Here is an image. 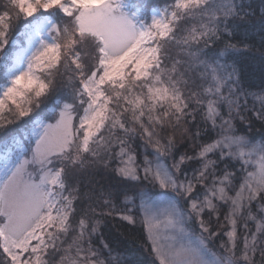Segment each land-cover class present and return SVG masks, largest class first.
I'll list each match as a JSON object with an SVG mask.
<instances>
[{
	"label": "snow or ice",
	"instance_id": "6c2138e0",
	"mask_svg": "<svg viewBox=\"0 0 264 264\" xmlns=\"http://www.w3.org/2000/svg\"><path fill=\"white\" fill-rule=\"evenodd\" d=\"M127 7L126 0L0 2V60L10 61L0 132L31 125L28 147L16 136L0 147V264H112L95 217L115 212L135 224L134 209L153 264H264V140L237 130L249 112L264 122V97L250 108L234 67L221 62L238 51L230 23L246 14L236 0H174L148 22ZM21 17L28 47L10 51L12 22ZM218 42L224 46L213 53ZM50 99L46 122L38 110ZM190 138L191 154L177 155ZM98 159H117L120 177L171 198L141 192L120 211L108 193L102 207L78 209L73 175ZM189 223L200 232L195 242H185ZM222 237L220 257L210 245Z\"/></svg>",
	"mask_w": 264,
	"mask_h": 264
},
{
	"label": "trees",
	"instance_id": "16d2710c",
	"mask_svg": "<svg viewBox=\"0 0 264 264\" xmlns=\"http://www.w3.org/2000/svg\"><path fill=\"white\" fill-rule=\"evenodd\" d=\"M6 3L7 0H0ZM131 10H140L142 16H147L149 21L153 9H163L171 5L174 0H128ZM240 10L245 13L243 19L233 20L230 28L233 32V42L237 45L238 51L229 53L221 61L234 67L236 75L239 78L241 86L248 95L264 94V0H236ZM128 8V9H129ZM25 20L13 19L12 29L9 32L10 44L9 50H14L17 46L25 44L26 35L24 29ZM223 43L218 42L213 46V53H217L223 48ZM178 51L172 48L173 54ZM10 61L0 60V86L5 81L4 71L5 65ZM231 70V69H229ZM63 95V92H61ZM56 97V99H58ZM55 105V99H50L45 105L38 110L40 117L45 119L53 115L51 107ZM250 107V106H249ZM248 119L242 124L237 122V130L239 134L246 135L254 141L264 140V122L255 119L251 112L247 113ZM251 125L249 127L248 125ZM190 131L194 130L192 125H186ZM31 125L23 123L15 125L10 130L0 132V147L4 145L11 136H16L19 140L26 141V135ZM194 139L182 141L178 145L177 155L188 152L191 154V148H184V143H193ZM15 147V146H14ZM142 143L138 149V160L142 157ZM116 159L105 161L98 159L95 162L86 161L83 167L79 168L73 175L72 183L79 189L80 199L77 201V208H87L90 203L93 206L102 207L100 197L102 194L112 193V201L118 210L124 207V201L127 198L136 199L138 193L149 191V193L159 195L160 190L148 182L128 181L120 177L115 171ZM171 163V161H168ZM189 166V172L191 171ZM91 196V201L87 199ZM183 202L181 201V204ZM98 207V210H99ZM95 219L100 220L99 231L102 233L101 239L108 245L105 252L115 254L120 261H126L128 264H153V256L150 250V241L144 225L140 222L129 224L122 220L115 212L111 215L98 216ZM189 233L199 236L200 232L194 223L187 224ZM221 239L213 241L210 248L216 255L222 257L225 255L224 250L219 247ZM100 245V242H96Z\"/></svg>",
	"mask_w": 264,
	"mask_h": 264
},
{
	"label": "rangeland",
	"instance_id": "374dc122",
	"mask_svg": "<svg viewBox=\"0 0 264 264\" xmlns=\"http://www.w3.org/2000/svg\"><path fill=\"white\" fill-rule=\"evenodd\" d=\"M174 3V2H173ZM172 3V4H173ZM126 4H127V11H129V12H138L139 13V15L142 17V18H144L145 20H147V16L146 15H144V16H142V13H141V11L140 10H131L130 8H129V2H128V0H126ZM129 8V9H128ZM154 10H156L157 11V14H159V9H153L151 12L152 13H150L151 14V16H152V14H153V12H154ZM151 16H150V18H151ZM148 22H150V19H149V21ZM22 47H28V39L26 38V40H25V44L24 45H22ZM6 83V79H5V81L3 82V83H1L2 85L0 86V89H2L3 88V86H4V84ZM62 96V95H61ZM260 97H264V94H251V95H248L247 96V102H248V105L250 106V108L252 107V106H255L257 109H259L260 107H261V103H262V101H261V99H260ZM60 98V97H59ZM58 98V99H59ZM54 108H55V105H53L50 109H51V111H52V113H53V110H54ZM40 119H42V120H45V119H43V118H41L40 117ZM46 122H48L47 120H46ZM20 141H21V143L23 144V146L24 147H28V145L30 144V140H29V138H28V135H26V141H23L22 139H20ZM256 142H260V141H256ZM148 153H149V159H152L153 158V156L151 155V153H152V149L151 148H149L148 150ZM141 152H142V157H141V160H138V158H137V162L138 163H141L142 162V160H143V156H144V153H145V149H144V147H142V150H141ZM115 169L117 168V167H119L120 166V164H119V161L116 159V162H115ZM191 172V171H190ZM189 172V173H190ZM153 185V184H152ZM157 188H158V190H160V193H159V195H154V194H152V193H149V191H146L145 193H148L150 196H151V198H152V200H155V201H165V200H167V199H170L171 198V193H169L168 195H164V193H165V190L164 189H161V188H159L158 186H156ZM134 203L135 204H138L139 203V197H137L135 200L133 199H131V198H127V199H125V201H124V207L120 210V211H123V210H125V209H127V208H133V206H134ZM161 212H163V205H161ZM133 214L136 216V220H137V222H140V215H139V213L134 209V212H133ZM141 223V222H140ZM142 224V223H141ZM186 230H187V232L189 233V231H188V229H187V225H186ZM190 235L188 236V237H186L185 238V242H187V240L188 239H190L192 242H195V240H196V238H197V236H195V235H193L192 233H189ZM147 235V234H146ZM227 238L226 237H224V240H226ZM97 247H100L99 245H97ZM218 256V255H217ZM223 257V256H222ZM104 258L105 259H107V260H111V262H112V264H128L126 261H120V259H119V257L117 256V255H115V254H111V253H109V252H105L104 251Z\"/></svg>",
	"mask_w": 264,
	"mask_h": 264
}]
</instances>
